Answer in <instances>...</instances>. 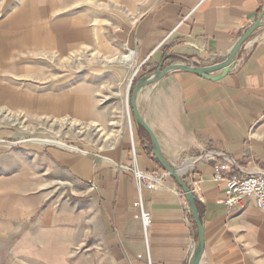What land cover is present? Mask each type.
Segmentation results:
<instances>
[{
	"label": "crops",
	"instance_id": "crops-1",
	"mask_svg": "<svg viewBox=\"0 0 264 264\" xmlns=\"http://www.w3.org/2000/svg\"><path fill=\"white\" fill-rule=\"evenodd\" d=\"M263 10L264 0H20L15 13L0 22V67L15 64L10 62L14 48L41 53L56 48L66 54L82 45H96L99 53L112 55L113 61L127 69L137 62L128 83L132 85L173 63L211 66L226 60ZM51 12L66 14L47 17ZM9 23L28 29L7 35ZM112 27L119 28L114 36L108 33ZM255 35V44L239 51L226 76L218 79L219 71L210 74L215 78L210 80L173 71L145 86L137 99L141 117L172 166L214 152L209 160L194 163L184 177L195 194L204 225L200 264H264V212L253 199L232 209L225 203L230 177L264 171V25ZM91 91L88 82H83L81 87L58 93L62 100L57 102L54 94L36 96L0 85V101L9 104L18 97L21 107L29 111L55 114L61 110L86 122L96 117L106 124L109 108L98 109L89 101ZM124 95L127 101V90ZM127 129L120 142L106 151L35 140L57 146L50 152L51 160L68 175L73 198L60 214L53 215L49 208L36 225L35 239L29 244L40 247L41 259L52 264L63 260L74 229L82 223L87 240L100 231L102 242L113 240L122 245L137 264H148L149 258L157 264L188 263L198 228L186 197L150 156L151 139L144 128L134 121L129 129L131 140ZM222 165L228 169L217 180ZM135 166L161 178L154 189L142 188L151 214L147 240L137 205L138 186L129 171ZM60 233L65 238L58 240Z\"/></svg>",
	"mask_w": 264,
	"mask_h": 264
},
{
	"label": "rangeland",
	"instance_id": "rangeland-1",
	"mask_svg": "<svg viewBox=\"0 0 264 264\" xmlns=\"http://www.w3.org/2000/svg\"><path fill=\"white\" fill-rule=\"evenodd\" d=\"M19 3L20 0H0V22L13 15ZM65 14L53 12L47 17L53 15L57 19ZM47 21L50 22L49 18ZM12 28L15 33H10ZM27 29L26 26L18 29L16 24L9 23L5 32L15 35ZM118 31L119 28L112 27L108 33L114 36ZM252 38L255 44L258 38L256 35ZM81 47L66 54L56 52V48L42 53L14 48L10 51V62L15 64L8 63L11 68L0 67V85L10 86L15 92L26 91L36 96L54 94L58 102L62 100L58 93L88 82L92 88L88 100L98 105V109L109 108L105 118L108 123L104 124L100 118L88 117L86 122L61 110L55 114L29 111L21 107L22 98L18 97L9 104L0 101V264H52L41 259L37 252L40 247L30 245L29 241H34L36 225L49 208L53 215L60 214L66 209L67 200L73 199L68 175L51 160L50 152L57 146L35 140H58L80 148L84 144L88 149L106 151L120 142L127 128L128 137L131 135L132 85L128 83L137 62L127 69L113 61L112 55L99 53L96 45ZM1 49L0 46V53ZM124 89L129 95L127 101ZM76 204L84 206L80 202ZM63 233L57 235L58 240L65 238ZM26 234L30 239L24 240ZM86 237L82 223L78 224L65 258L58 264H137L122 245L113 240L102 242L100 231L92 239Z\"/></svg>",
	"mask_w": 264,
	"mask_h": 264
},
{
	"label": "water",
	"instance_id": "water-1",
	"mask_svg": "<svg viewBox=\"0 0 264 264\" xmlns=\"http://www.w3.org/2000/svg\"><path fill=\"white\" fill-rule=\"evenodd\" d=\"M263 17H264V10L262 11L261 15L257 19V21L252 24L245 32L244 34L237 40V42L232 47L231 51L229 52L228 58L222 62H218L216 64H213L211 66H192L187 65L184 63H173L165 68H158L154 72L140 78L133 90L132 95L130 98L129 103L131 104V109L134 117V121L136 124L142 126L144 130L148 133L151 139V150L154 155V158L160 163L165 173L173 178L175 182L178 184V186L182 189L187 203L189 210L192 214V217L194 219V222L198 228V240L195 244L194 250L192 252V255L188 261L187 264H200L203 254H204V247H205V237H204V225L202 222V219L200 217L198 208L196 206V198L194 192L191 190L190 186L187 184V182L182 178V176L179 174L178 170L174 168L162 155L159 141L154 134L153 130L150 128V126L144 121V119L141 117L138 108H137V99L140 91L150 84H153L159 80H161L163 77H165L168 73L181 70L185 72H189L192 74H195L200 77H204L210 80H213L215 78L209 77L210 74L216 73V72H222V74L218 77V79L226 76L231 68L235 64L236 57L241 50L242 46L251 39L256 32L263 27Z\"/></svg>",
	"mask_w": 264,
	"mask_h": 264
},
{
	"label": "built area",
	"instance_id": "built-area-1",
	"mask_svg": "<svg viewBox=\"0 0 264 264\" xmlns=\"http://www.w3.org/2000/svg\"><path fill=\"white\" fill-rule=\"evenodd\" d=\"M252 45L253 38L249 39L242 46L241 50H248L251 48ZM132 149L133 154L135 156L134 146L132 147ZM213 153L214 152L212 151H206L203 154H199L195 157H192L191 161L186 159L177 166L173 167L178 170V172L182 175L184 179L188 169H190L194 163L198 161L209 160L210 158H212ZM227 169V165L220 166L216 174V179H221L223 172H225ZM129 171H131V173L133 174L138 186L139 198L137 201V205L140 210L141 220L144 228V236L147 240V229L151 224V214L146 207L143 198L142 188L143 186H146L149 189H154L156 187L157 181L161 180V178H158L151 173L142 172L136 166L134 168H130ZM164 175L168 176L166 173ZM225 197V203L230 209L236 206L243 207L248 199H253L258 209L264 212V171L250 172L244 175H233L227 180V189L225 192ZM148 264L157 263L153 262L151 258H149Z\"/></svg>",
	"mask_w": 264,
	"mask_h": 264
},
{
	"label": "trees",
	"instance_id": "trees-1",
	"mask_svg": "<svg viewBox=\"0 0 264 264\" xmlns=\"http://www.w3.org/2000/svg\"><path fill=\"white\" fill-rule=\"evenodd\" d=\"M136 82H137V81L134 80V82H133V84H132L131 95H132V90H133V88H134ZM150 156L152 157V159L154 160V162H155L156 164H158V165L161 167V169L163 170V168H162V166L160 165V163L154 158L153 153H150Z\"/></svg>",
	"mask_w": 264,
	"mask_h": 264
},
{
	"label": "bare ground",
	"instance_id": "bare-ground-1",
	"mask_svg": "<svg viewBox=\"0 0 264 264\" xmlns=\"http://www.w3.org/2000/svg\"><path fill=\"white\" fill-rule=\"evenodd\" d=\"M67 145V144H66ZM180 174V173H179ZM181 175V174H180ZM182 176V175H181ZM183 178V177H182Z\"/></svg>",
	"mask_w": 264,
	"mask_h": 264
}]
</instances>
